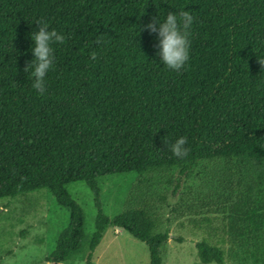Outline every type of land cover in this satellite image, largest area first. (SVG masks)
<instances>
[{"label":"trees","instance_id":"1","mask_svg":"<svg viewBox=\"0 0 264 264\" xmlns=\"http://www.w3.org/2000/svg\"><path fill=\"white\" fill-rule=\"evenodd\" d=\"M171 11L194 17L190 59L179 72L156 55V35L140 31ZM37 20L66 37L51 45L44 95L32 87V70L24 72ZM258 59L264 0H0V199L46 189L68 211L47 264H63L85 239L84 210L66 189L75 182L86 185L96 210L86 264L108 227L143 242L149 264H162L161 245L184 239L152 235L137 210L107 216L100 180L175 164V200L201 160L226 154L235 159L227 255L264 264V174L248 166L264 159ZM181 136L190 151L177 158L164 139ZM195 248L201 264H227L221 248L205 241Z\"/></svg>","mask_w":264,"mask_h":264},{"label":"rangeland","instance_id":"2","mask_svg":"<svg viewBox=\"0 0 264 264\" xmlns=\"http://www.w3.org/2000/svg\"><path fill=\"white\" fill-rule=\"evenodd\" d=\"M234 163L235 159L227 154L201 160L177 204L170 197L177 172L175 164L150 168L141 176L129 173L104 177L99 182L103 211L113 217L137 210L144 213L152 235L168 230L170 236L182 237L181 243L171 239L161 245L162 264H201L195 248L197 241L221 248L227 264H254L248 257L232 259L227 255L226 215L228 205L234 201ZM248 166L264 174V159ZM66 189L84 210L85 239L81 249L70 254L63 264H86L96 215L93 197L83 182L71 183ZM68 221V211L46 189L0 199V264H47ZM114 230L106 229L91 264H149L143 242L124 230Z\"/></svg>","mask_w":264,"mask_h":264},{"label":"clouds","instance_id":"3","mask_svg":"<svg viewBox=\"0 0 264 264\" xmlns=\"http://www.w3.org/2000/svg\"><path fill=\"white\" fill-rule=\"evenodd\" d=\"M193 21L194 17L188 11H181L179 15L171 11L167 13L163 22L158 16L152 17L149 23L140 29L142 32L147 31L150 35H156L158 40V43L154 45V48L158 49L156 55L170 70L181 71L190 59V29ZM35 24L38 26V31L31 34L34 42L31 52L34 59L26 61L24 72L28 73L32 70L31 76L34 78L32 87L40 95H44L46 92L45 77L55 62L54 49L51 45L64 43L66 37L58 33L56 29L49 30V24L46 21L37 20ZM103 43V37H99L96 41L97 45ZM89 58L91 61L97 60V52H91ZM257 62L264 71V59H258ZM164 143L177 158L186 157L190 151L186 147L187 137L181 136L171 144L165 138ZM210 264H215V261H211Z\"/></svg>","mask_w":264,"mask_h":264},{"label":"crops","instance_id":"4","mask_svg":"<svg viewBox=\"0 0 264 264\" xmlns=\"http://www.w3.org/2000/svg\"><path fill=\"white\" fill-rule=\"evenodd\" d=\"M188 185H189L188 183H186V184L183 185V187H182L181 191L179 192L177 198L174 200V203L175 204L179 203V201L181 200V198L183 196V193H184L185 189L188 187ZM133 191H134V189L129 193V196L132 194ZM168 218H169L168 222L170 223V218H172V215H169ZM119 230H121V229L115 228L114 232H117ZM169 240H171V239H169Z\"/></svg>","mask_w":264,"mask_h":264}]
</instances>
